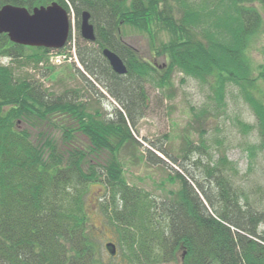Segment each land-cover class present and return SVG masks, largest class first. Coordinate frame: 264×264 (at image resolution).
<instances>
[{
	"label": "trees",
	"instance_id": "trees-1",
	"mask_svg": "<svg viewBox=\"0 0 264 264\" xmlns=\"http://www.w3.org/2000/svg\"><path fill=\"white\" fill-rule=\"evenodd\" d=\"M53 1L74 13L78 28L82 12L91 13L96 40L75 43L84 71L73 62L87 85L74 87L70 99L17 74L31 62L53 70L45 67L51 49L0 34V57L12 60L0 64V264H119L118 255L124 264H164L177 263L180 252L184 264H264V167L263 180L247 178L245 188L224 152L205 165L196 161L201 175L186 167L169 173L177 188L156 195L129 182L121 159L128 151L150 165L165 163L163 156L177 162L162 143L144 146L135 132L151 109L147 84L164 93L179 72L182 82L209 84L219 106L229 84L240 87L257 118L256 126L242 122L260 141L248 146L254 171L264 147V100L255 93L264 65L256 70L249 46L264 23L254 3L264 0H0V8ZM127 25L147 33L164 63L124 40ZM105 47L124 60L126 74L113 71ZM90 77L117 101L109 114L87 96L92 89L103 95ZM193 111L196 120L205 113ZM206 147L202 136L200 143L187 139L184 157ZM95 182L104 185L98 205L117 232L115 255L105 256L93 235L86 195Z\"/></svg>",
	"mask_w": 264,
	"mask_h": 264
},
{
	"label": "rangeland",
	"instance_id": "rangeland-1",
	"mask_svg": "<svg viewBox=\"0 0 264 264\" xmlns=\"http://www.w3.org/2000/svg\"><path fill=\"white\" fill-rule=\"evenodd\" d=\"M254 6L262 12L264 17V5L256 2ZM69 15L72 22V42L78 43L79 38H84L81 36L80 28L76 24L74 13L72 12ZM122 31L124 40L133 45L147 60L164 63L162 58H156L157 56L147 33L128 25L123 26ZM162 37L167 39V34H163ZM249 55L256 70L264 65V23L261 30L251 40ZM11 62L12 60L8 57H0V64ZM14 64L18 65V63ZM45 67L53 70L38 69L32 62L29 64L24 63L18 66L16 70L17 74L37 78L47 88L70 99L76 96V93L72 91L74 87L87 85L86 80L81 78L73 62L50 63ZM78 67L84 71L82 64ZM182 77V73H174L172 78L173 88L165 90L164 93L147 84V91L151 97V109L148 115L141 120L139 132H135L144 146H150L151 142L162 143L174 156L178 157L177 162L163 156L165 163L150 165L141 160H133L128 151H123L121 159L125 164V174L129 182L143 187L153 194H162L170 189L177 188V184L169 176V173L173 174L175 170L185 172L183 167H186L188 170L196 171L201 175L200 172L203 168L198 167L195 162L201 160L205 165L210 161H216L224 152L228 159L237 165L239 182L245 188L248 185L247 178L263 180L260 169L264 167V147L259 148L257 151L254 171L251 173L248 170L250 163L248 146L260 141L257 137L256 128L248 132L242 125V122H246L256 126L257 118L244 98L240 87L229 84L226 89V104L219 106L209 84L202 83L192 77H187L186 82H182ZM90 79L103 95L94 92L92 89V92H89L87 96L90 97L93 103L109 114L115 106H119L117 101L93 77H90ZM258 88L260 91L255 93L257 97L264 100L263 80L259 81ZM166 95L173 96L169 98ZM194 108H196L198 114L201 109H205V113L198 118L199 120H196L197 115L193 111ZM19 126L23 128L27 125L20 123ZM201 136L206 141L207 147L198 151H189L187 157H184L183 149L186 146L187 139L200 143ZM80 140L83 144L89 143L88 138L84 135L80 136ZM159 154L162 156L161 153ZM103 193L104 185L102 183H91L86 200L90 208L89 218L94 229L93 235L97 241V247L105 256H110L106 243H115L117 232L98 205L99 198ZM181 253H179L177 263L164 264H181ZM115 260L119 264H124L121 262L119 255Z\"/></svg>",
	"mask_w": 264,
	"mask_h": 264
},
{
	"label": "water",
	"instance_id": "water-1",
	"mask_svg": "<svg viewBox=\"0 0 264 264\" xmlns=\"http://www.w3.org/2000/svg\"><path fill=\"white\" fill-rule=\"evenodd\" d=\"M71 25L69 12L58 1L36 6L32 10L12 3H6L0 8V34H8L10 40L16 44L61 49L69 39ZM80 33L89 42L96 40L95 26L91 22L89 10L82 12ZM103 55L114 72L121 75L127 73V65L115 51L105 47ZM106 248L112 255L117 253L114 242H107ZM184 255L183 252L181 264H184Z\"/></svg>",
	"mask_w": 264,
	"mask_h": 264
},
{
	"label": "built area",
	"instance_id": "built-area-1",
	"mask_svg": "<svg viewBox=\"0 0 264 264\" xmlns=\"http://www.w3.org/2000/svg\"><path fill=\"white\" fill-rule=\"evenodd\" d=\"M78 60L75 46H71L69 49L63 52H53L50 55V61L53 64H60L65 61Z\"/></svg>",
	"mask_w": 264,
	"mask_h": 264
}]
</instances>
